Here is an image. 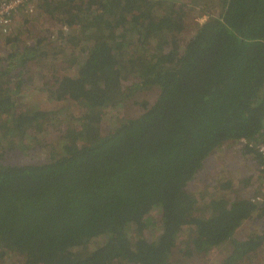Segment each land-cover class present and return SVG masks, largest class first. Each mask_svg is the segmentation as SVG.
<instances>
[{"label": "trees", "instance_id": "16d2710c", "mask_svg": "<svg viewBox=\"0 0 264 264\" xmlns=\"http://www.w3.org/2000/svg\"><path fill=\"white\" fill-rule=\"evenodd\" d=\"M163 1H40L86 41L66 67L58 63L69 72L58 71L48 91L82 112L62 132L59 155L9 166L1 160L7 152L41 146L36 132L49 112H20L18 86L0 102L1 258L188 264L172 258L185 237L187 256L227 244L221 264H247L264 244V202L229 195L228 179L218 184L226 196L209 195L202 206L188 190L205 158L227 143H242V154L261 163L251 145L263 137L264 0H223L181 49L173 39L182 17L163 11ZM20 60L10 63L24 66ZM125 82L131 91L156 89L155 101H136L139 115L102 134L103 110L121 103ZM154 211L160 231L148 242ZM250 220L263 223L262 233L236 237Z\"/></svg>", "mask_w": 264, "mask_h": 264}, {"label": "rangeland", "instance_id": "374dc122", "mask_svg": "<svg viewBox=\"0 0 264 264\" xmlns=\"http://www.w3.org/2000/svg\"><path fill=\"white\" fill-rule=\"evenodd\" d=\"M40 1L36 0L35 12L32 16H18L12 22L10 33L0 34V102L18 86L20 112L35 109H45L49 112L38 125L41 130L36 132L41 139V146L28 151L7 152L1 160L9 166L41 163L49 160L52 154L59 155L61 150L59 140L62 132L68 127L77 125L75 119L82 112L74 101H55L48 91L53 89L51 84L59 77L58 71L61 70L60 66L57 67L58 63L66 67V58L71 54H77L86 41L81 38L78 28L62 22V14L46 12L43 5H39ZM223 4V0H164L162 2L163 11L168 12L171 8H176L182 17L180 19L182 28L174 33L173 39L178 41L179 49L203 22L209 17L220 14ZM18 58L25 60L24 66L11 65V59L18 61ZM65 71L68 70L61 73ZM128 85L127 82L123 85L126 92L123 94L121 103L103 110L104 117L100 126L102 134L112 130L123 118L139 115L142 107L136 101L145 100L149 105L155 101L156 89L131 91L127 90ZM238 147L237 143L236 145L227 143L212 152L205 158L203 168L188 185L189 192L201 203V206L202 200L208 199L209 195L216 197L223 194L219 192L218 184L224 179L231 180L233 183V190L228 193L229 195L253 197L261 191L264 178L258 173V165L254 164L253 156H244ZM159 220V213L154 211L150 216L151 224L147 225L144 231V239L146 238L148 242L154 241L159 234ZM262 225L263 223L258 220L254 223L251 220L246 221L235 231V236L245 239L253 232L261 234ZM132 232L134 234L135 231L132 230ZM186 239L181 238L173 249L174 261L188 264L222 263L227 244L187 256L185 255L188 251ZM0 264H23V259L9 253L3 258L0 257ZM247 264H264V244L255 250Z\"/></svg>", "mask_w": 264, "mask_h": 264}, {"label": "built area", "instance_id": "2783aa9c", "mask_svg": "<svg viewBox=\"0 0 264 264\" xmlns=\"http://www.w3.org/2000/svg\"><path fill=\"white\" fill-rule=\"evenodd\" d=\"M36 0H0V34L5 35L10 33L12 22L18 18V16H32L35 12ZM64 30L67 28L64 26ZM262 140L257 142L253 146L255 152L261 158V163L258 164V173L264 178V116L261 121ZM239 144L241 149L242 143ZM236 145V144H235ZM252 202L263 203L264 202V181L261 184V191L251 197Z\"/></svg>", "mask_w": 264, "mask_h": 264}]
</instances>
